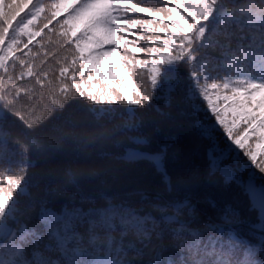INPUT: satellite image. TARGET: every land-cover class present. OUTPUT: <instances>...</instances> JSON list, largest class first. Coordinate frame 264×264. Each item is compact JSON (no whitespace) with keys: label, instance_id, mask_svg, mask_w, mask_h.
<instances>
[{"label":"snow or ice","instance_id":"6c2138e0","mask_svg":"<svg viewBox=\"0 0 264 264\" xmlns=\"http://www.w3.org/2000/svg\"><path fill=\"white\" fill-rule=\"evenodd\" d=\"M88 37L118 176L6 201L0 264H264V0H119Z\"/></svg>","mask_w":264,"mask_h":264},{"label":"trees","instance_id":"16d2710c","mask_svg":"<svg viewBox=\"0 0 264 264\" xmlns=\"http://www.w3.org/2000/svg\"><path fill=\"white\" fill-rule=\"evenodd\" d=\"M30 1L0 0V214L13 198L28 210L111 184L121 166L119 119L85 86L72 43L101 34L119 0H35L15 20Z\"/></svg>","mask_w":264,"mask_h":264}]
</instances>
